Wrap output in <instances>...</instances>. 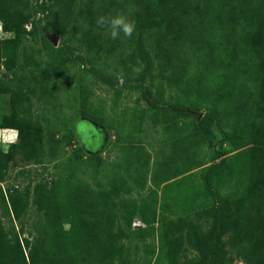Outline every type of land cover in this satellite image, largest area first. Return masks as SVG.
Wrapping results in <instances>:
<instances>
[{
  "label": "rangeland",
  "instance_id": "1",
  "mask_svg": "<svg viewBox=\"0 0 264 264\" xmlns=\"http://www.w3.org/2000/svg\"><path fill=\"white\" fill-rule=\"evenodd\" d=\"M169 1L140 35L145 0H0V256L264 264V0L177 52Z\"/></svg>",
  "mask_w": 264,
  "mask_h": 264
},
{
  "label": "trees",
  "instance_id": "2",
  "mask_svg": "<svg viewBox=\"0 0 264 264\" xmlns=\"http://www.w3.org/2000/svg\"><path fill=\"white\" fill-rule=\"evenodd\" d=\"M181 3L186 7L188 10L187 15L183 18V26L181 34L178 38H174L171 45H175L172 50L180 51L182 48L186 47V42L188 39L190 40H199L198 37V28L202 27L205 22H211L212 27L210 30V43L216 42L217 38V31H212L213 27L218 26L219 29L222 28V24L218 23V19L220 16L226 15L228 12L235 7V4L238 3L240 0H180ZM145 3L149 7V12L146 14L144 18V22L142 27L140 28V35L143 34L146 27L148 26L149 20L152 18L153 13L160 9L165 3L166 5H170L169 0H145ZM246 13H249L250 8L246 7L245 5L242 6ZM206 24V23H205ZM6 29L8 27L6 26ZM220 32L226 33L225 29H221ZM171 42V38L166 42L169 44ZM217 55H220L219 61L220 64L227 62L230 57L228 55V51L223 55L224 49L221 47H216ZM226 51V50H225ZM146 56V55H145ZM176 60V58H175ZM232 60V59H231ZM15 144V143H13ZM10 145V147L13 146ZM11 149V148H10ZM10 149L6 151L7 153L10 152ZM89 224H93L98 226V223L95 220H91ZM220 239V238H219ZM80 247H76L75 249V257L72 258V264H87L83 260H87V255L79 249ZM63 253V252H62ZM57 256V255H56ZM219 255H215L214 257H219ZM58 257V256H57ZM213 257V258H214ZM19 258V257H18ZM14 255L10 252H5L4 255L0 256V264H53L50 261L49 254L44 250V247L38 249L37 247L31 248L29 252V259H27L24 255H22V261H19Z\"/></svg>",
  "mask_w": 264,
  "mask_h": 264
},
{
  "label": "clouds",
  "instance_id": "3",
  "mask_svg": "<svg viewBox=\"0 0 264 264\" xmlns=\"http://www.w3.org/2000/svg\"><path fill=\"white\" fill-rule=\"evenodd\" d=\"M135 10L136 6L130 4L127 12L119 11L115 15H101L97 19V25L110 33L114 39L120 37L121 34L130 39L137 27L136 20L132 18V12Z\"/></svg>",
  "mask_w": 264,
  "mask_h": 264
},
{
  "label": "crops",
  "instance_id": "4",
  "mask_svg": "<svg viewBox=\"0 0 264 264\" xmlns=\"http://www.w3.org/2000/svg\"><path fill=\"white\" fill-rule=\"evenodd\" d=\"M5 134V133H4Z\"/></svg>",
  "mask_w": 264,
  "mask_h": 264
}]
</instances>
